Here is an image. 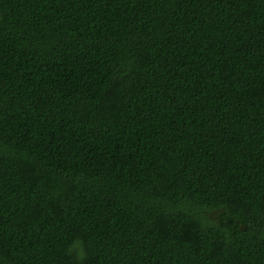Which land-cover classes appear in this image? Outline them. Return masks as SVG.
<instances>
[{
	"label": "trees",
	"instance_id": "16d2710c",
	"mask_svg": "<svg viewBox=\"0 0 264 264\" xmlns=\"http://www.w3.org/2000/svg\"><path fill=\"white\" fill-rule=\"evenodd\" d=\"M0 264H264V0H0Z\"/></svg>",
	"mask_w": 264,
	"mask_h": 264
}]
</instances>
